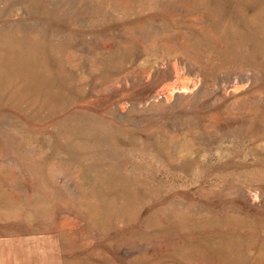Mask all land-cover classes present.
Here are the masks:
<instances>
[{"label":"rangeland","instance_id":"rangeland-1","mask_svg":"<svg viewBox=\"0 0 264 264\" xmlns=\"http://www.w3.org/2000/svg\"><path fill=\"white\" fill-rule=\"evenodd\" d=\"M0 264H264V0H0Z\"/></svg>","mask_w":264,"mask_h":264}]
</instances>
